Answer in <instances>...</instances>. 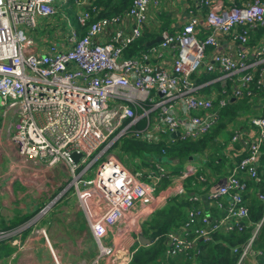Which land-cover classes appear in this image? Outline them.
Here are the masks:
<instances>
[{
	"label": "built area",
	"instance_id": "obj_1",
	"mask_svg": "<svg viewBox=\"0 0 264 264\" xmlns=\"http://www.w3.org/2000/svg\"><path fill=\"white\" fill-rule=\"evenodd\" d=\"M96 1L0 0V107L15 115L10 141L17 154L23 162L67 166L97 247L90 264H128L136 248L118 255V238L140 234L143 222L161 207L158 203L186 193L190 176L198 177L202 186L189 196L194 204L187 220L165 234V257L186 253L212 232L241 230L249 217L247 180H259L264 145V113L258 110L264 108L258 101H264V35L257 34L264 29V0L240 5L195 0V8L182 2L187 15H177L172 30L162 31L158 42L129 57L124 49L149 26L151 4L159 12L168 0H132L126 10L104 17H99L103 8ZM69 3L77 7V25L64 14L53 34L59 42L41 44L37 20L55 22ZM204 74L211 78L199 81ZM232 99H247L255 108L247 126L230 123L229 140H219L231 165L217 182L213 175L196 174L207 152L195 167L173 174L162 164L163 157L129 155L121 148L127 138L153 144L196 140L218 125L221 108ZM113 146L134 157L137 167L127 168L116 153L108 152ZM73 152L80 154L77 162ZM103 156L94 176L84 179ZM204 202L220 215L206 213ZM36 220L0 229V241L19 245L15 235L20 237ZM263 221L264 214L255 232ZM32 231L45 239L54 263L63 264L45 229ZM250 253L251 241L237 264Z\"/></svg>",
	"mask_w": 264,
	"mask_h": 264
},
{
	"label": "trees",
	"instance_id": "obj_2",
	"mask_svg": "<svg viewBox=\"0 0 264 264\" xmlns=\"http://www.w3.org/2000/svg\"><path fill=\"white\" fill-rule=\"evenodd\" d=\"M165 0H161L164 2ZM247 0H234L237 5ZM132 0H97L96 4L102 6L103 10L99 13V17L110 16L126 10ZM186 2L190 8H195V0H182ZM195 10V9H194ZM171 15L166 11L160 10L154 15V21L149 26H145L139 39L131 43L124 49V56H133L138 51L145 49V43L155 36H158L164 30H172ZM79 34L83 35V30L78 29ZM260 35L264 29L257 30ZM211 78L210 74L201 75L198 80L205 81ZM251 102L247 99L233 100L223 108H221L220 121L216 127L210 132L201 136L196 140H178L172 142L146 143L136 139L127 138L121 142V148L129 155H154L166 157L168 160V169L172 173H177L176 166L182 161L187 162L195 156L201 160L202 155L207 152V160L203 162L202 168L197 171V175H210L215 177V181L219 180L220 175L223 176L227 172L226 165L228 159L222 153V144L217 140L218 136H229L227 127L229 123L237 122L238 117L251 111ZM118 144V143H117ZM116 144V145H117ZM164 151V155L162 154ZM243 155L238 157V161ZM177 161V162H176ZM264 145L261 147V167L258 171L259 180H247V185L252 188L251 192H247L245 197L248 201L249 217L242 224L241 230H232L229 232H212L207 240L198 239L195 244L187 250L186 253L165 257L164 236L174 228L182 225L187 220V212L193 206L189 200L192 192H198L202 186V182L198 177L190 176L185 180L186 193L181 195H173L143 222L142 233L144 236L151 238L149 245L135 246L137 249L133 253L128 264H237L240 252L243 247L251 241V250L249 257L254 259L253 263L246 262L241 264H264V221L255 232L256 224L261 220L264 214ZM164 180L163 184H166ZM258 193L263 195L259 198ZM206 213H212V216H218L220 211L214 206L211 210L205 208ZM28 218V217H27ZM27 218L25 220H27ZM25 220L21 221L23 223ZM18 223V224H20ZM17 223L5 226L3 230L9 229ZM3 246H7L6 242L0 241Z\"/></svg>",
	"mask_w": 264,
	"mask_h": 264
},
{
	"label": "crops",
	"instance_id": "obj_3",
	"mask_svg": "<svg viewBox=\"0 0 264 264\" xmlns=\"http://www.w3.org/2000/svg\"><path fill=\"white\" fill-rule=\"evenodd\" d=\"M225 1L228 3L227 0ZM177 2L181 8L175 6L177 10L173 14L175 16L173 23H175L177 15H187L182 0H177ZM183 3L187 5L186 2ZM150 19L152 18H149V22H152ZM251 104L252 111L255 107L253 102ZM258 110L264 113L263 107ZM251 111L238 117L233 126H247L250 122L249 113ZM14 119L13 112L4 114L0 107V220L4 222L5 226L14 222L18 224L27 217L24 222L36 217L37 220L35 225L22 231L20 237L15 235V238H19V245H11V248L15 250L10 258L11 260L16 259V264H55L45 239L33 234L32 229L36 227L45 229L50 246L61 263L84 264V258L80 261L79 258L84 254L90 255L87 256L88 259L93 258L97 247L85 216L80 210L73 188L70 186L72 178L70 179L67 166L63 162L53 166L32 161L23 162L10 141V125ZM232 129L233 127L227 130L229 132L227 140L225 136H218L217 140H221L223 143L227 142L232 134ZM189 161L185 162V168L191 164ZM30 169L31 171H29ZM223 176L220 175L219 180ZM65 183L66 185H64ZM251 191L252 188L249 192ZM165 202L164 200L157 206H162ZM204 205L205 208L211 210L212 204L204 202ZM46 214L50 215L47 224L39 226L38 223ZM208 214L210 213L208 212ZM138 236L139 233L120 236L118 238L119 246L116 247V250L121 249L118 255L140 245L137 241ZM110 237L111 234L107 238L109 241ZM70 255H73V258H70ZM115 258L118 256L116 255L112 259ZM103 264H108V261L105 260Z\"/></svg>",
	"mask_w": 264,
	"mask_h": 264
},
{
	"label": "rangeland",
	"instance_id": "obj_4",
	"mask_svg": "<svg viewBox=\"0 0 264 264\" xmlns=\"http://www.w3.org/2000/svg\"><path fill=\"white\" fill-rule=\"evenodd\" d=\"M56 1H58V0H56ZM173 3H174V5H173ZM175 6H180V4H179V2H177V0H168L162 4L163 11H166V12L170 13V15H171V17H170L171 18V25L175 20V16L173 15L174 12L177 10V8ZM150 8L152 9V13L148 14V18H152L150 20H152V22H153V20H154L153 18H154L155 13L157 12L156 10H157L158 6L151 4ZM180 8H181V6H180ZM76 10H77V7L73 3H69L68 5L64 6V8L57 14V16L55 17V22H53L52 20H49L48 22H46L45 19H38L37 20L38 25L36 27V34H37L36 38L40 39V41H41L40 43L48 46L50 44V40L55 39L57 42H59V38L53 36L55 31H57L58 22L64 19V14H65V16H67L71 20V23L74 26H76L77 21H76L75 16H74ZM152 22H149V24L151 25ZM261 35H264V31L261 33ZM207 50L209 51V48H207ZM258 101L261 103L264 102L263 100H258ZM225 139L226 140L228 139V135L225 136ZM108 152L116 153L121 158V160L123 161V163L125 164V166L127 168L135 169L137 167L133 161L134 157L126 156L127 154L125 152H120L119 149L117 148V146H113ZM105 157L106 156L99 158L93 165H91V167H89L87 172L84 174L83 178L84 179L92 178L94 176V172H95V169L97 168L98 164H100L103 161V159H105ZM198 161H199V158L197 156H195L193 159H191L189 161V163H191L190 165L195 167V165ZM168 163L169 162H168L167 158L164 157L162 159V164L164 166L168 167ZM176 168L179 171L184 170L185 169L184 161H182L180 164H178L176 166ZM31 169L29 171H31ZM36 176L38 178V175H36ZM69 176H71L70 173H69ZM71 178L72 177H70V179ZM64 185H66V183ZM156 193H158V191H156L155 194ZM49 216L50 215L46 214V216L43 217V219L41 220V222L38 223V225L39 226L40 225H46L47 219ZM21 224L22 223H20V225ZM18 226H19V224H18ZM4 227H5L4 222H2L0 220V229L4 228ZM14 227L17 228V226H13L11 228H14ZM82 228H84L83 225H82ZM7 230H12V229L9 228ZM53 246H55V245L53 244ZM14 250L15 249L11 248L10 244H9V246H8V244H7V246H3L2 243L0 242V264H16V259L11 260V258H10L11 254L14 252ZM96 253H97V249H95V255H96ZM87 256H90V255L84 254L83 256H81L79 258V261L82 258H84V264H90V262L93 260L94 257L91 259H88ZM70 258H73V255H70ZM73 262L75 263V260ZM246 262L253 263L254 259L252 257L248 256V259L246 260Z\"/></svg>",
	"mask_w": 264,
	"mask_h": 264
},
{
	"label": "water",
	"instance_id": "obj_5",
	"mask_svg": "<svg viewBox=\"0 0 264 264\" xmlns=\"http://www.w3.org/2000/svg\"><path fill=\"white\" fill-rule=\"evenodd\" d=\"M161 39V37L158 35V36H155L153 39L147 41L145 43V46H151L153 45L154 43L158 42L159 40ZM233 101V99L231 100ZM71 157L73 159L74 162H77L79 157H80V154L76 153V152H73L71 154ZM137 241L140 245L142 246H146V245H149L151 242H152V239L151 238H148L146 236H144V234L141 232L137 238Z\"/></svg>",
	"mask_w": 264,
	"mask_h": 264
}]
</instances>
